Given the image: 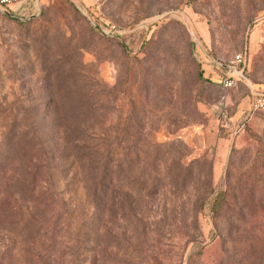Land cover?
Returning a JSON list of instances; mask_svg holds the SVG:
<instances>
[{"label": "rangeland", "instance_id": "rangeland-1", "mask_svg": "<svg viewBox=\"0 0 264 264\" xmlns=\"http://www.w3.org/2000/svg\"><path fill=\"white\" fill-rule=\"evenodd\" d=\"M25 1L40 8L28 22L0 12V183L12 180L0 194V264H29V246L41 250L29 241L27 192L41 150L50 153L53 190L73 204L64 214L77 238L71 264H263L264 114L249 116L246 102L250 86L264 91V0ZM236 55L248 69L235 89L199 80L200 69L211 76L207 61ZM190 95L199 117L186 111ZM222 97L230 120L246 103L234 130L213 121ZM82 113L96 141L112 147L106 208L65 183L64 130L80 126ZM132 143L146 159L135 180L126 172L133 156L115 155ZM186 166L190 181L181 184ZM226 189L229 213L215 219L212 203Z\"/></svg>", "mask_w": 264, "mask_h": 264}, {"label": "trees", "instance_id": "trees-1", "mask_svg": "<svg viewBox=\"0 0 264 264\" xmlns=\"http://www.w3.org/2000/svg\"><path fill=\"white\" fill-rule=\"evenodd\" d=\"M14 20V19H13ZM16 22H19L15 20ZM248 64L245 69V74H247ZM199 80L203 82H211L210 78H207L203 70H199ZM252 97V96H251ZM83 97L79 100H75V103L79 104L82 102ZM198 102L193 101L192 95H190L186 101V111L190 115L195 117L201 116V112L197 107ZM90 117V116H89ZM88 117V113H82L75 116L76 120L80 121V126L77 125L73 130H64V142L61 152L64 157L70 159L71 169L69 171V179H65L66 186L79 185L80 190L84 193L86 202L89 206L97 208L100 203L106 208L110 202V192L112 188L111 172L113 162L111 161L112 147L106 142L101 143L96 141L98 135L92 130V128L87 127V123L91 118ZM29 133L34 135L29 137V148L35 149V145L38 142L37 134L34 132L39 122L36 117L31 120L29 118ZM37 128V130H38ZM59 128H62L61 126ZM69 133H71L70 136ZM100 141V140H99ZM39 145V144H37ZM30 150V149H29ZM119 158H127V156H133V162L127 158L126 160L131 162V164H126V172L130 173L131 177L134 178L135 168L141 165L142 161L145 160V153L142 146L139 143H132L125 147L126 154L121 147H116ZM47 154L49 152H42V161L36 158L30 161L31 168H29V241L30 245L36 242H42L41 250L48 244L52 247L57 244L60 248H52L46 255L41 253V250L35 253L31 251L34 250V246H29V264H59L57 254L62 251V261L63 264H71L75 261V254L73 252V243L77 240L76 235L71 229L72 221L64 218L65 211L71 208L73 204H68L66 201L70 197H60L57 192L53 190L56 187L52 180V167L51 162L48 161ZM126 156V157H125ZM124 164V163H123ZM122 162L118 164V172L122 174L125 172L123 169ZM190 167V166H189ZM121 168V169H120ZM188 167L186 166L185 174L181 177V184H187L190 181V176L188 173ZM10 183L6 186L0 183V194L2 188H11L12 180L7 179ZM264 180V177H263ZM136 182V181H135ZM3 185V187H2ZM5 186V187H4ZM24 186V185H21ZM57 188V187H56ZM27 190V189H26ZM69 194V193H67ZM2 195V194H1ZM59 196V197H58ZM229 192L228 189L221 191L214 199L212 203V214L215 219L224 218L226 214L229 213V208L224 207L228 203ZM6 202V195H3L0 199V204ZM14 203V204H13ZM9 202L8 210L17 214L16 208L18 207L16 202ZM6 204V203H5ZM233 212V211H232ZM60 213V214H57ZM14 218V216H12ZM49 222L51 224H46ZM61 238V239H60ZM60 239L61 242L57 241ZM260 262L264 264V257L260 258Z\"/></svg>", "mask_w": 264, "mask_h": 264}, {"label": "built area", "instance_id": "built-area-1", "mask_svg": "<svg viewBox=\"0 0 264 264\" xmlns=\"http://www.w3.org/2000/svg\"><path fill=\"white\" fill-rule=\"evenodd\" d=\"M0 11L10 14L13 19L19 22H28L40 13L39 5L27 3L25 0H0ZM212 70L218 71L220 75L219 85L224 92L235 89L238 83L242 81L234 77V71H242L246 69L247 59L243 55H236L225 65V69L221 68V63L217 60L207 61ZM252 100L250 105L249 116L256 113L264 114V91H255L251 94ZM228 98L222 97L216 109L219 114L221 127L228 128L230 123V112L228 109Z\"/></svg>", "mask_w": 264, "mask_h": 264}, {"label": "crops", "instance_id": "crops-1", "mask_svg": "<svg viewBox=\"0 0 264 264\" xmlns=\"http://www.w3.org/2000/svg\"><path fill=\"white\" fill-rule=\"evenodd\" d=\"M207 65H208V63H207ZM209 68H210V74H211L210 79L212 80V82H215V83L219 84V82H220V75L221 74H219L218 71L212 70V68L210 66H209ZM228 102H229V100H228ZM246 103H247V109H248L250 107L251 100L249 102H246ZM246 103L245 102L244 103H241L243 106L241 104L237 105V112L234 115L233 119L230 120V123L231 122H234V121H237V119L240 117L239 114L242 113V108L245 106ZM247 109H246V111H247ZM213 121L215 122V125L218 127V125H219L220 122L218 120L215 121V117H213ZM230 123H229V127L227 129L234 130L233 126L230 125ZM222 146H223V144H222ZM222 146H221V148H222Z\"/></svg>", "mask_w": 264, "mask_h": 264}, {"label": "water", "instance_id": "water-1", "mask_svg": "<svg viewBox=\"0 0 264 264\" xmlns=\"http://www.w3.org/2000/svg\"><path fill=\"white\" fill-rule=\"evenodd\" d=\"M2 14H4L5 16H8V17H10V18H13L10 14H8V13H6V12H3V11H0ZM35 18V17H34ZM33 19V18H32ZM95 27H97L95 24H93ZM220 67L221 68H223V69H225L226 67H225V65H223V64H221L220 65ZM233 75H234V77H236V78H239V79H241V80H245L246 78H245V72H244V70H242V71H234L233 72ZM250 88H251V94H253L254 93V90H253V86H250Z\"/></svg>", "mask_w": 264, "mask_h": 264}]
</instances>
